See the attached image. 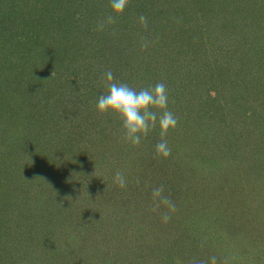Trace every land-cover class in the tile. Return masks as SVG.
I'll use <instances>...</instances> for the list:
<instances>
[{
    "label": "rangeland",
    "instance_id": "1",
    "mask_svg": "<svg viewBox=\"0 0 264 264\" xmlns=\"http://www.w3.org/2000/svg\"><path fill=\"white\" fill-rule=\"evenodd\" d=\"M188 1L191 5L192 0ZM177 2L179 0H174V6ZM80 12L82 17L74 22V26L70 25L72 30H76L70 38L64 37V33H54L45 22L40 31L45 32L40 35L43 39L30 43L32 40L26 41L24 36H19L17 45H14L17 53L13 47L9 52L13 60V67L7 72L9 79L0 77L5 79L0 83V161L7 162L11 158L15 168L18 167L16 170L24 171L28 177L32 174L56 175L58 178L51 177L46 181V190L54 188L57 182L53 193L57 190L62 192L65 184L62 198L67 193L72 195L71 199L74 197L73 211L63 223L52 221L58 227L52 228L46 221L47 217L45 221L37 218L38 229L36 226L34 235L45 238L43 251L46 253L52 249L53 253H64L69 243L70 248L74 244L70 254L78 250V256L75 254L66 264H88L84 258L98 260L95 257L100 261L104 254L105 264H176V261L177 264L181 261V264H212L208 255L215 257V264H230L217 256L223 255L222 251L227 246L237 253L238 246L243 250L241 257L248 258L249 264H264V221L251 216L254 224L239 222L235 225L236 230L224 224L225 217L239 208H242L240 211L251 209L246 205L248 202L253 209L264 208V188H260L256 181L258 174L248 171L255 154L264 155V128L261 127L264 122L260 117L264 109V62L260 63V56L248 58V50L247 55L241 53V49L248 46L246 40L250 41L251 37L236 33L239 35V44L236 45L240 53L236 52L231 59L229 54L233 48H228L227 44L216 48L206 42L204 52L200 51L201 41L196 42L200 44L198 50L201 54L198 57L194 54V57L193 53H186L193 43L186 40H192L201 30L196 29L194 18L178 17L177 24L166 19L162 27L158 26L166 35L165 44L158 43V28L151 36L153 44L149 48L158 50V59L148 67L141 63L135 74L124 68L119 79L117 70L131 49L121 43L123 30L118 32L113 28L118 23L116 21L106 26L104 31H96L97 24L113 14L110 3L103 9L93 8L91 13ZM52 15L57 17L54 12ZM48 32L54 34L47 35ZM141 32L139 28V33H132L138 37ZM230 36L226 38L228 41H224H233L234 35ZM200 38L202 40L203 36ZM56 39L58 54H55L57 51L45 56L40 53ZM120 46L124 47L122 51L116 49ZM68 49L79 50V58L70 67L64 65V71L57 74L56 68L68 55ZM181 54V62H176V70L180 74L176 72L178 77L169 76L166 81L167 93L173 86L179 90L176 99L168 94V110L178 117L177 126L166 136L168 147L173 151L167 158L157 157L152 142L160 141L159 126L149 132L138 146L126 143L122 138L121 121L113 115H101L96 109L98 97L107 91L105 88L100 92L99 88L105 85L104 73L111 70L116 81L123 83L125 79L130 87L140 90L142 83L149 82H144L146 78L143 75L150 74L142 72H156L165 60L169 62ZM237 54L243 55L244 59ZM36 57L42 60L38 63ZM83 60H86L85 65L89 63L93 67L86 73L89 79L93 75L92 81L81 80L79 73L84 72L85 65L79 66ZM37 68L47 71L49 77V74H57L53 77L56 81L38 86L37 91L31 90L26 82L37 78L33 75V69ZM198 70L203 73L198 74ZM76 76L78 79L72 82ZM91 82L96 83L94 92ZM152 82L153 79L149 87L154 86ZM214 95L217 100L212 106L207 97ZM23 102L28 103L26 110L20 105ZM60 120L63 124L59 123ZM160 161L166 164V170L170 166L169 170L157 171ZM144 164L148 168L147 174H139L137 166L142 168ZM1 167L0 180L5 177ZM13 171L7 174H12L11 177L19 174ZM117 171L124 175V188L114 183ZM15 178L11 181L6 178L9 189ZM160 187L163 188L161 197L154 201L153 191ZM33 189L31 186L28 190L30 195L24 200L35 199L31 197ZM16 192L11 191L8 196L13 202L17 201L14 197ZM161 198H167L174 208L160 203L153 210ZM38 199V204L45 203ZM24 213L14 215L22 218ZM165 215L169 217L167 222L163 220ZM190 215H196L197 219L187 221ZM16 219H5L2 225H12ZM203 233H207V238L213 243V251L204 247H185L186 242L201 244L192 239L201 237ZM78 242H82L81 246ZM85 242H89L87 247L82 246ZM75 246L80 247L75 249ZM187 252L202 256L186 260Z\"/></svg>",
    "mask_w": 264,
    "mask_h": 264
},
{
    "label": "trees",
    "instance_id": "2",
    "mask_svg": "<svg viewBox=\"0 0 264 264\" xmlns=\"http://www.w3.org/2000/svg\"><path fill=\"white\" fill-rule=\"evenodd\" d=\"M109 3L110 0H0V77L7 78V80L9 79L10 75L7 72L10 71V69H12L13 67V60H11V58L9 57V52H12V50L14 49V45H17V38L19 36H24L26 41L32 40L30 41V43L35 39H43L42 37L40 38V35L45 32L40 31L43 29L45 22L50 26V28L52 27L54 33H64V37L70 38V34L76 31L75 29L72 30L70 25L74 26V22L82 17V12H80L81 10L84 11V14H87L91 13L93 11V8L100 7L103 9L104 6L107 7ZM53 12L56 13L57 17H53ZM58 13L61 14V16H59ZM141 13L144 14V16L147 18L146 28L139 22ZM1 14L3 15V17H1ZM178 17L192 19L194 18V22L197 23L196 29L198 28V30H202H200V34L196 33L192 40H186V42L189 43L193 42L191 43V45H189L187 49L188 51H186V53L190 54L191 52L193 53V56L195 54V56L198 57V54H201L200 51L205 52L203 48L206 46V42L213 46H216V48L227 44L228 48H233V50H231V53L229 54L231 59L232 56L236 54V52L238 53L240 51V48L236 45L239 44L237 43V41H239L238 34L240 33L244 36L251 37L250 41L246 40L248 46L244 49H241V53L247 55L246 51L248 50V52H250L247 55L248 58L252 59V56H260V63H262V60L264 62V0H192L191 5L188 0H179V2H177V5L175 6L174 0H129L126 9L121 15H119L117 19L118 23L113 27L117 31L123 30L121 33V37H123V39L122 42L121 40L119 42L123 43L125 48H128V46L131 47L130 53L125 58L124 64L123 62H121V68H119V70H117L118 68L116 69L119 73H116L118 75V78L124 68L127 69L131 74H135L137 72L134 71H137V67H141V63H144L148 67L150 63L153 62V60L155 61V59H158V50L149 48V46L153 44L151 36L155 33L158 26L162 27L165 24L164 21H166V19L171 20L174 24L179 23ZM139 28L140 31L142 30L141 34L138 37H134V34L132 32L139 33ZM237 32L238 34H236ZM54 33L48 32L46 34L53 35ZM232 34L234 36L232 38L233 41H230V44L227 42L228 39L226 38L227 36L228 38H230V35ZM202 36L203 39L201 40L200 37ZM165 37V33L161 31L160 28H158L156 36V38H158V43L164 45L167 41ZM200 41L202 50L200 49L199 51L198 48H200V44L198 45L196 42ZM53 42L54 44L49 43V45L51 46L48 48H44L40 53L45 56V54L51 55L52 51H57L55 54H58L57 39ZM142 42H147L148 44V47L144 50H141ZM4 43L5 45H3ZM69 44H71V41L69 42ZM122 48L124 47L120 46L116 49H121L122 51ZM14 51L17 53V49H14ZM47 51H50V53H47ZM66 51L68 55L63 58V62L61 64L59 63V66L57 68V65L55 66L57 74L61 73V71H64L62 68L64 65L66 67H70L75 63V61H77L76 59L79 58V50L68 49ZM237 56L240 59H244L243 55L237 54ZM180 57H183V55H177L169 62L168 60H165L163 66L156 72H142V74L150 73L148 74L149 76L143 75L144 78H146L144 82H149L142 83V88H148L150 86L149 83H151L152 79V85H155L158 82H163L166 85V81L169 76L178 77V74L176 73L178 72V70H176V64L179 62V60L181 62ZM233 59L235 60V58ZM36 60L39 63L42 59H38L36 57ZM237 60L238 59H236L235 61ZM85 62L86 60H83L80 63L79 68L85 65ZM90 68H92L93 70V67L89 63H87L84 67V72L79 73L82 81H92L91 76L93 75H90L89 79V75L86 74L88 71H90ZM46 72L45 70L44 72H42L38 68L33 69V75L37 76V78L34 77V79L32 81H29V83L26 82L27 85L31 87V90L35 89L37 91L39 89L38 86H43L44 84H50L52 81H56V79H53V77L57 74H49V77ZM197 73H203V71L198 70ZM124 74L125 71L122 75ZM163 78L165 80H162ZM77 79L78 76H76L75 79L72 80V82H75ZM4 80L5 79H0V83H2ZM123 83H125V79ZM94 86L96 87V83L93 84L91 82L90 87H92L93 92ZM105 88L106 87L104 85L103 87L99 88V91L102 92ZM184 92L183 94H185ZM168 94L170 95L169 97L176 99L178 98L177 96H179V90L177 88L175 89V87L173 86ZM262 95L264 97V91L262 92ZM207 98L211 100L212 106L216 105L217 99L215 95ZM20 105H22V109L26 110L28 103L23 102ZM260 117L264 122V109ZM60 122L61 124H63V121L60 120L59 123ZM261 127L264 128V125ZM152 143L154 149L156 144L158 143V140H154V142ZM150 144L151 143H149L148 145ZM172 151L173 148H171V153ZM257 157L259 159H257ZM263 161L264 155L257 156L256 153L255 158L252 161V166L248 168V171H250L252 174H258L256 181L259 184L260 188H264ZM5 162L6 161H0V166H2L1 173L5 174V177L0 180V264H56L58 262H60L61 264L69 263L76 254V251H78L76 250L75 254L74 252L70 254L71 249L74 248V244H72L71 248L70 246H68L71 243L66 246L63 251H66L67 253H53L52 249H49L45 253V251H43V243L45 242V238L43 239L42 236H40L41 238L37 237L38 235L35 236L34 233H36L38 229L37 218H40L39 221H45L47 217L46 221L51 223L52 228L58 227V222L60 224L63 223L68 214L73 211L71 204L74 202L72 200L74 197L71 199L72 195L70 196L67 193V195H64L65 198H62L63 195H61V193L65 191V184L63 185L62 192L60 193L58 190L57 192L53 193L54 189L57 186V182L54 183L56 184L55 186L54 184L50 185L54 186V188L52 187L51 189L46 190V181H48V179L51 177L58 178L56 175L49 176L47 174H32L31 177H28L29 174H24V171L20 169L19 171L16 170V168L18 167L15 168V164L12 162L11 158L6 162L9 163L8 165ZM137 167L139 170V174H147L146 170H148V168L146 164H144L142 168L140 166ZM158 167H160V169H158L157 171L160 172L167 171L170 168L169 166V168L166 170V164L161 163V161L159 162L157 168ZM13 169V172H19V174H15L16 178L14 180V183L11 182L12 188L9 189L8 186L10 184L7 180L11 181V179L13 180L15 176L13 175L11 177L12 174L7 173L8 171L10 172ZM39 175L41 177H39ZM8 177L9 179L6 180V178ZM31 186L34 189H38V191L34 189L31 190V197L35 199H33V201L24 200L23 198L28 197V194L30 195V192L28 190H30ZM11 191H17L14 195L17 201L13 202V200L11 201L8 198ZM37 198H40L38 200L45 203L38 204V201L36 200ZM31 202H34L35 205H33ZM246 205H250L251 209L248 207L249 209L246 208L243 209V211H240L242 210V208H239V210H237L233 214L227 215L225 217L226 222L224 224L227 225L229 229L236 230L235 225H237V223L239 222L254 224V222H252L253 218L251 216H253L254 219H262L264 221V208L259 210L253 209L252 205L249 204V202ZM30 210L32 212H30ZM17 212L25 213L23 217L20 218V216L14 215ZM195 216L193 217L190 215L186 218V220L193 221V219L191 218H196ZM12 218H17V221L15 220V222H13L14 224H8L7 226L2 225L5 224V219L9 221V219ZM59 220H61V222ZM52 221H55L57 223L53 224ZM30 229H32V231ZM197 230L199 233L201 232V228ZM203 230H205V228H203ZM208 233H210V229L208 230ZM232 233L234 234L235 232ZM208 238L207 233H203L201 234V237L197 236L195 239H192L193 242H199L201 244L197 245L193 243V245H191L189 242H186L185 247L190 249H199V247H204L205 249L209 250L212 248L213 243H211ZM81 243L78 242L77 244L81 246ZM85 243L86 244L82 246L87 247L89 242ZM166 243L163 244V247L166 245ZM205 244L208 245V248L205 247ZM80 246H75V249H78ZM168 247L169 244L165 248L168 249ZM181 247L184 248V246ZM237 248V253H234V251L227 246L222 251L223 255H218L217 258L221 257L223 261L225 259L230 262V264H249L248 258L245 259V256H243V258L241 257V253L243 250H240L238 246ZM38 250L40 253L38 252ZM211 251L213 250L211 249L210 252ZM30 254H32L31 257ZM33 254L37 256H33ZM80 254L81 253H79V257ZM43 256H45V259H43ZM77 256L78 255L76 254V257ZM198 256H202V254L193 255L187 252L186 260H193V258L196 259V257ZM208 256L209 258L213 257L211 255ZM104 257L105 254L102 255L100 261H98V257H95V259L98 260H87V258H84V260H86L88 264H105L107 262H105ZM88 258H90V255ZM169 262H171V260ZM181 262L179 263L181 264ZM163 263L167 264L166 262ZM175 263L177 264V261Z\"/></svg>",
    "mask_w": 264,
    "mask_h": 264
},
{
    "label": "clouds",
    "instance_id": "3",
    "mask_svg": "<svg viewBox=\"0 0 264 264\" xmlns=\"http://www.w3.org/2000/svg\"><path fill=\"white\" fill-rule=\"evenodd\" d=\"M129 0H110V7L113 14H109L102 19L96 26V31H104L106 26L115 24L119 15H121ZM139 22L145 28L147 27V18L139 17ZM148 47L147 42H142L141 50ZM103 81L107 89L106 93L101 94L96 102V109L101 115H113L121 121L123 128V140L133 146H138L142 139L146 137L157 125L160 129V141L155 146L157 157L167 158L171 154L168 147L166 136L170 129H174L178 124V117L168 110V93L166 85L158 82L149 88L137 90L126 83L115 80L111 70L104 73ZM114 183L120 188L126 187V180L123 173L117 171L114 176ZM163 188H156L153 191V200L161 197ZM171 206L167 198H161L158 204H155L153 210L159 207V204ZM174 208V206H171ZM169 217L165 215L163 220L167 222ZM212 264H215V257L210 258ZM207 264V262H202Z\"/></svg>",
    "mask_w": 264,
    "mask_h": 264
}]
</instances>
